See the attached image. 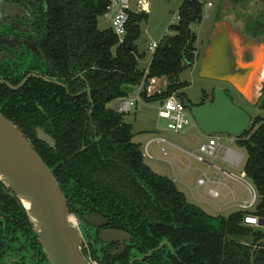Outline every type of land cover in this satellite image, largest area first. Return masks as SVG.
<instances>
[{
	"label": "trees",
	"instance_id": "trees-1",
	"mask_svg": "<svg viewBox=\"0 0 264 264\" xmlns=\"http://www.w3.org/2000/svg\"><path fill=\"white\" fill-rule=\"evenodd\" d=\"M43 4L42 52L58 80L65 78L71 85L70 93L84 89V95L70 98L62 89L32 79L18 91L0 86V113L22 131L52 170L69 212L83 221L79 228L91 257L99 264H129L155 250L134 264H264V243L256 246L264 231L244 225L247 213L211 216L189 203L170 178L144 163L140 145L133 142L132 126L108 107L113 99L127 97L123 86L142 85L144 102L162 101L173 93L184 97L178 91L186 83L174 79L196 60V35L190 26L201 21L199 2L181 3L178 22L169 27L175 33L160 40L144 70L137 65L136 42L146 12L128 11L127 34L120 44L111 28L98 29L107 0H43ZM32 63L9 60L0 65V78L16 85L35 69L37 61ZM24 66L26 70L16 76ZM80 71L83 80L74 78ZM163 77L168 80L165 90L147 96L149 80ZM36 127L51 135L55 150L36 139ZM236 138L247 152L243 174L259 197L249 214L264 219V120L255 118ZM91 212L108 220L109 228L133 237L117 256L112 254L114 245H104L96 233L90 234L84 217ZM164 240L167 245L156 250ZM0 264H50L25 210L1 182Z\"/></svg>",
	"mask_w": 264,
	"mask_h": 264
},
{
	"label": "water",
	"instance_id": "water-1",
	"mask_svg": "<svg viewBox=\"0 0 264 264\" xmlns=\"http://www.w3.org/2000/svg\"><path fill=\"white\" fill-rule=\"evenodd\" d=\"M245 51L250 52V61L243 59ZM263 67L264 42L249 45L239 30L232 29L228 21H220L210 34L199 77L230 85L243 100L252 104L255 98L257 101V93L262 88L260 86L254 94L255 81ZM122 90L127 94L133 92L129 86H123ZM181 100L205 135L236 137L245 132L251 123V116L233 103L226 87H216L212 98H205L200 105H194L184 97ZM261 107L264 108V99ZM38 134L41 140L53 144L42 131ZM0 182L25 210L50 264H91L82 251V234L78 223L68 211L67 201L52 170L17 126L1 113ZM88 222L97 227L107 224L100 216H89ZM244 225L264 229V219L247 215ZM99 238L103 243L119 242L122 245L130 236L123 231L106 230ZM260 243H264V239L258 241L256 246Z\"/></svg>",
	"mask_w": 264,
	"mask_h": 264
},
{
	"label": "rangeland",
	"instance_id": "rangeland-1",
	"mask_svg": "<svg viewBox=\"0 0 264 264\" xmlns=\"http://www.w3.org/2000/svg\"><path fill=\"white\" fill-rule=\"evenodd\" d=\"M138 0H130V10H136ZM184 0H145L148 3V18L141 24V34L136 42L137 46V65L141 70L147 69L151 60L152 52L149 46L155 42L159 43L165 36H171L175 32L169 29L171 25L178 22V10ZM199 2L202 8L201 21L190 26L192 32L196 35L195 52L196 60L190 68L184 70L174 79L175 83H186V87L178 91L183 94L192 104L197 105L201 102L203 92L206 93L208 99L212 98V92L216 87H226L227 93L230 95L233 103L242 108L251 116V127L255 118L259 117L264 120V108L261 107L264 99V81L262 82V90L258 91L257 101L248 103L234 91L229 85L214 80L199 77V68L204 53L209 45L210 34L214 25L220 21H228L232 29L239 30L251 27L255 22H260L264 18V0H195ZM208 4H210L208 6ZM98 29L106 30L110 28V21L106 14L98 18ZM263 77V76H262ZM264 78V77H263ZM168 85L166 78L158 79L153 85V93L164 91ZM139 87H135L133 92L127 96L131 99L138 100L132 107L131 111L124 115L125 123L132 125L134 133L133 142L140 145V149L144 155V147L146 143L154 137H162L170 144L187 152L197 153L199 145L206 141L207 135L203 134L197 127L194 120L190 119L184 129L179 133H173L167 129L168 123L165 119L158 118L159 101L144 102L139 95ZM160 128L164 132L161 136L152 135L154 128ZM231 146V145H230ZM235 151L244 156V161L239 169H230L237 176L242 177L246 182L251 183L248 178L242 174V169L246 160L247 152L245 148L239 147L238 144L231 146ZM168 154L164 156L159 146L152 144L149 147V153L153 159H149L144 155V163L152 172L170 178L176 185L177 189L185 194L189 203L199 206L205 213L211 216H227L237 211L238 208L232 204L217 207L216 201L211 200L203 194V188L196 189V181L201 175L199 168L203 165L194 159H190L184 153L177 151L171 147H166ZM216 164H221L219 160ZM223 166V165H222ZM177 180H176V179ZM236 186L234 198L239 204L249 198L247 188L243 184L233 183ZM195 187V188H194ZM232 195L226 197L225 201H231ZM225 202V203H226ZM219 204V203H217ZM264 231V229H262Z\"/></svg>",
	"mask_w": 264,
	"mask_h": 264
},
{
	"label": "built area",
	"instance_id": "built-area-1",
	"mask_svg": "<svg viewBox=\"0 0 264 264\" xmlns=\"http://www.w3.org/2000/svg\"><path fill=\"white\" fill-rule=\"evenodd\" d=\"M108 6L106 8V15L110 21V28L117 38L118 43H123L124 38L127 34L126 25L128 22V11H130V0H107ZM210 4H208L209 6ZM138 12L148 10V4L145 0L137 1ZM179 19V17L177 18ZM159 43L153 42L149 46V50L152 54L155 52ZM156 78L149 80L147 86V96L154 95L155 93L160 94L162 91L157 89L153 93L152 85L156 82ZM139 95L142 91V85L139 86ZM139 100V99H138ZM138 100L131 99L130 97H120L113 99L109 102L108 107L113 112L118 114H127L131 111L132 107L137 103ZM158 107V118L165 119L168 123L167 129L173 133H179L182 131L189 120L193 119L188 109L185 108L181 98L177 96V93H173L166 99L159 101ZM205 142L201 143L197 149V153L187 152L178 147L170 144L162 137H154L150 139L144 147V155L153 159V156L149 153V147L152 144L159 146L160 152L166 156L168 154L166 147H171L177 151H180L187 155L190 159H194L201 163L205 170L201 171V175L196 181V188H203V193L213 201H216L217 207L227 206L226 204H232L237 207V211L246 212V216L255 208L259 197L252 183L246 182L242 177L237 176L230 169H239L244 161V156L235 151L231 146L237 144V138L228 136L225 134H213L207 135ZM231 145V146H230ZM219 160L221 164L215 163ZM229 167L230 169L226 168ZM243 174V169H242ZM244 175V174H243ZM233 183L245 184L249 198L237 204L234 198V192L236 186ZM232 195L231 201L226 202L227 196ZM226 202V203H225ZM219 203V204H217ZM95 264V263H93Z\"/></svg>",
	"mask_w": 264,
	"mask_h": 264
},
{
	"label": "flooded vegetation",
	"instance_id": "flooded-vegetation-1",
	"mask_svg": "<svg viewBox=\"0 0 264 264\" xmlns=\"http://www.w3.org/2000/svg\"><path fill=\"white\" fill-rule=\"evenodd\" d=\"M44 13L45 11H44L43 0H0V65H7L6 63L9 60L11 61L12 64H14V62H18V63L22 62L30 66L33 65L32 61H37L38 63V64L36 63L35 69L29 70V72L26 73L25 76L16 85H11L9 84L8 81L0 78V86H5L12 91H18L21 88H23L27 84V82L34 79L36 81H42L47 85L50 86L53 85L57 88L62 89L63 92L67 95V97L70 98L84 95V89L75 94L70 93L71 85L66 82L65 78H60V80H58L59 78L56 76L57 72L54 71V67L52 63L47 59L46 56H44V53L42 52L41 47L45 38V29H46L45 27L46 21L43 18ZM11 14L13 15L12 17L9 16ZM244 27L243 29H240V33L242 37L245 39L246 43L252 45L254 43L259 44L264 42V18L261 19L260 22H255L251 27L246 28V30H244ZM251 58L252 56L250 55V52L245 51L243 59L245 61H250ZM26 68L27 66H24L22 70L17 71L16 76L19 75V73H23L26 70ZM74 78L83 80L82 72L80 71L77 74H75ZM74 78H71L70 80ZM7 84H9L12 88H10ZM86 92L88 93V90H86ZM205 98L202 97L201 102L198 103L197 105H200ZM39 131H42L45 135H47L52 140L53 144L49 145L46 141L41 140L38 134ZM35 136L39 142L45 143L50 149L55 150V141L53 140L51 135L46 134L40 127L35 128ZM27 140L28 142H31L29 139ZM67 206H68V201H67ZM70 214L76 219L78 226H80L82 221L81 218H79L80 216L74 213H70ZM89 216H100L102 219L106 221L107 224L101 227L94 226L88 222ZM84 218H85L84 220L90 224L89 225L90 234L96 233L98 235V238L99 235L106 230H117V229L109 228L108 220H106L102 215L98 213L95 212L86 213ZM118 231H122V230H118ZM125 233L130 236V239L124 241L122 245L119 242L103 243L100 240V238L99 240L104 245H108V244L114 245V250L112 251V254L114 256H117L124 249L125 245L128 242L132 241L133 239V237L129 233L127 232ZM164 245H167L166 240L162 241L159 247L156 248V250ZM82 248L85 249L87 255L86 258L90 261L91 264L93 263L99 264L97 260L91 257L87 243L84 240L83 236H82ZM154 251L155 250H150L141 257L131 259L129 264H134V262L136 261L138 262L144 261L146 258L150 257Z\"/></svg>",
	"mask_w": 264,
	"mask_h": 264
},
{
	"label": "crops",
	"instance_id": "crops-1",
	"mask_svg": "<svg viewBox=\"0 0 264 264\" xmlns=\"http://www.w3.org/2000/svg\"><path fill=\"white\" fill-rule=\"evenodd\" d=\"M147 3V2H146ZM148 4V3H147ZM133 12H138V7H137V4H136V10H134ZM148 12V10L146 11V13ZM163 78H165V77H163ZM163 78H156V80L155 81H157L158 79H163ZM129 124V123H128ZM131 125V124H130ZM132 126V125H131ZM162 132H164L162 129H160V128H157V127H155L154 128V130L152 131V135H158V136H161V133ZM133 135H134V133H133ZM197 170H199V173L201 172V171H203V170H205V167L203 166L202 168H199V169H197ZM176 179V178H175ZM177 180V179H176ZM195 188V187H194ZM197 189V188H196ZM197 190H199V189H197ZM203 192V191H202ZM204 194V193H203ZM185 195V194H184Z\"/></svg>",
	"mask_w": 264,
	"mask_h": 264
},
{
	"label": "bare ground",
	"instance_id": "bare-ground-1",
	"mask_svg": "<svg viewBox=\"0 0 264 264\" xmlns=\"http://www.w3.org/2000/svg\"><path fill=\"white\" fill-rule=\"evenodd\" d=\"M264 67L262 68L260 74L257 76L256 81H255V85H254V94L256 95V91H258L260 89V86L262 84V82L264 81Z\"/></svg>",
	"mask_w": 264,
	"mask_h": 264
}]
</instances>
